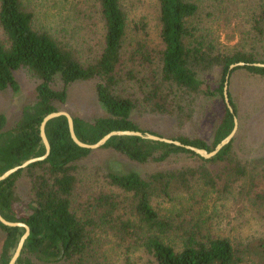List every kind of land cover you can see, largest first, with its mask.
<instances>
[{"label":"trees","instance_id":"obj_1","mask_svg":"<svg viewBox=\"0 0 264 264\" xmlns=\"http://www.w3.org/2000/svg\"><path fill=\"white\" fill-rule=\"evenodd\" d=\"M156 1L161 48L155 57L146 38L140 37L128 56L133 66L128 67L123 50L129 21L122 0H92L87 8L69 9L68 18L75 21L71 34L84 30L92 38V45L82 46L88 53L60 38L57 27L56 30L37 27L35 13L23 0H0L3 35L0 92L19 90L14 71L20 68H27L37 80L34 102L22 108L13 127L5 129V117L0 115V174L28 158L44 154L40 122L46 114L60 110L59 105L66 102L69 85L77 80L94 82L96 98L105 111V115L90 121L73 116L75 134L85 143H95L112 130L144 132L132 117L142 107L156 114L177 115L182 123L192 117L197 97L218 98L222 102L212 143L201 138L176 139L210 151L230 133L238 109L229 89L233 112L225 105V76L232 63H264L256 45L264 43V5L248 23L253 43L247 48L239 45L228 50L220 48L219 36L212 33L207 22L197 21V0ZM135 31L145 33L144 22L136 25ZM237 68L230 71L229 77ZM243 68L264 77V67L245 65ZM213 70L219 74L214 87L204 78ZM57 81L59 88L54 87ZM45 133L50 144L47 158L0 181L1 215L9 221L24 222L30 229L15 264H101L99 251L112 240L125 244L127 250H143L152 257L153 264H264V238L235 245L225 237L203 235L193 227L174 225L168 215L160 214L151 203L157 196L172 200L175 197L176 201L178 194L190 191L192 184L200 180L219 194L227 196L234 192L250 201L259 198L264 202V194L255 191L256 165L237 157L234 137L214 157L204 159L172 143L139 136H112L102 148L132 162H162L170 156L189 154L195 164L146 176L136 171H110L104 178L124 199L99 192L79 205L81 214H78L72 209L75 163L87 157L92 149L73 142L64 115L49 120ZM23 173L29 176V211L17 216L13 211L15 186ZM0 229L4 233L0 264H8L24 228L0 223ZM174 229L175 236L177 232L180 234L178 245L164 241Z\"/></svg>","mask_w":264,"mask_h":264},{"label":"rangeland","instance_id":"obj_2","mask_svg":"<svg viewBox=\"0 0 264 264\" xmlns=\"http://www.w3.org/2000/svg\"><path fill=\"white\" fill-rule=\"evenodd\" d=\"M23 2L35 13L34 20L37 27L42 26L49 30H56L57 27L56 33L60 38L69 40L78 50L88 53L84 47L88 48L92 45V38L88 37L84 30L71 34L75 21L68 17L70 8L74 6L87 8L92 0H23ZM196 2L199 5L197 21L207 22L206 25L210 27L212 33L215 36L218 34L220 48L232 50L239 45L247 48L253 43L254 39L252 34H249L248 23L255 16V12L262 8L264 0H197ZM122 3L129 21L128 37L125 40L123 53L125 65L132 67L128 56L140 37L146 38L149 49L155 57L156 52L161 48L158 4L156 0H122ZM141 22H144L145 33L135 31V26L140 25ZM2 37L0 28V38ZM256 45L260 47L263 55L260 58L264 59V43L258 42ZM14 76L19 84V90L7 89L0 92V115L5 117V129L13 127L20 118L22 108L32 104L35 99L37 80L30 71L27 68H20L14 71ZM204 78L214 87L219 74L213 70L206 73ZM54 87L59 88L60 83L57 81ZM228 89L238 109L233 148L242 162L256 165L254 166L257 182L255 191L263 195L264 77L251 74L243 67H239L229 77ZM137 92L136 94L139 95ZM222 107V102L218 98L197 97L192 117L182 123L179 122L177 115L156 114L143 107L134 111L132 117L144 132L170 139L201 138L212 143ZM59 109L89 121L105 115L96 98L94 82L88 80L71 83L67 89L66 102L59 105ZM193 164L195 159L189 154L170 156L162 162L139 164L108 148L92 149L87 157L75 163L76 183L72 195V209L81 214L79 205L99 192L116 194L119 195L118 200L124 199V195L117 188L109 185L104 178V175L110 171L119 173L136 171L146 176L159 170L178 169ZM191 187L190 191L178 194L176 201L175 197L172 200L157 196L152 198L151 203L160 214L168 215L174 225L193 227L203 235L225 237L235 245L251 244L264 238V202L258 197V201H250L234 192L227 196L219 194L205 185L202 180L192 184ZM30 195L29 176L23 173L17 179L15 186L16 199L13 203V211L17 216L29 211ZM121 209L127 210V207ZM176 234L175 236V229L173 232H168L164 241L178 245L181 239L179 232ZM3 237L4 233L0 229V247ZM99 253L101 264H153L152 257L143 250H127L125 244L116 240L107 241Z\"/></svg>","mask_w":264,"mask_h":264},{"label":"water","instance_id":"obj_3","mask_svg":"<svg viewBox=\"0 0 264 264\" xmlns=\"http://www.w3.org/2000/svg\"><path fill=\"white\" fill-rule=\"evenodd\" d=\"M245 65L264 67L263 62L246 63L243 61H238V62H235V63H232L229 65V69H228V72L225 76V82H224V86H223V99H224L225 105L228 107V109L231 112H233V108L231 107V104L229 101V94H228L229 93V91H228L229 74H230V71L232 69H234L235 67H243ZM60 115H64L67 119L68 131H69L70 137L73 140V142L75 144H77L78 146L83 147V148H87V149L100 148L112 136L129 135V136H139V137L154 140V141L172 143V144H175L177 146H181L187 150H190V151L194 152L195 154L201 156L204 159H210V158L214 157L225 145H227L233 139L235 132H236V129H237V118H236V116H234V118H233L234 126H233L232 130L230 131V133L227 134L224 138H222L217 144H215L214 148L210 151L206 150L205 148H199V147H196L193 145L184 144L177 139H170L167 137L159 136V135L152 134L149 132H142L139 130H112V131L106 133L105 135H103L97 142L92 143V144H88V143L81 141L76 136L75 131H74L73 116L64 110H56V111H53V112L46 114L42 118L40 125H39L40 137H41V140H42L44 148H45L44 154H42L41 156L28 158V159L24 160L21 164L13 166V167L5 170L2 174H0V181L5 180L6 178H8L13 173L17 172L20 169L26 168L27 166H29L32 163L42 161L45 158H47V156L49 155V152H50V144H49V141H48L46 133H45V126L49 120H51L55 117H58ZM0 223H2L5 226L23 227L24 228V232L20 236L18 243L16 245V248H15L13 254L11 255V257L8 261V264H15L16 260L18 259L19 255H20L23 244H24L26 238L28 237V235L30 233V229H29L28 225L25 224L24 222L9 221L6 218H4L1 215V213H0Z\"/></svg>","mask_w":264,"mask_h":264}]
</instances>
